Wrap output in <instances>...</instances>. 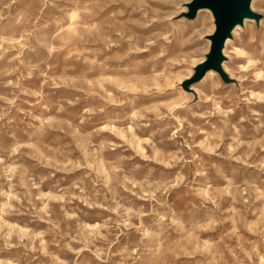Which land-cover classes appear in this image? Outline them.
Returning a JSON list of instances; mask_svg holds the SVG:
<instances>
[{
	"label": "rangeland",
	"instance_id": "rangeland-1",
	"mask_svg": "<svg viewBox=\"0 0 264 264\" xmlns=\"http://www.w3.org/2000/svg\"><path fill=\"white\" fill-rule=\"evenodd\" d=\"M201 1L0 0V264H264V0Z\"/></svg>",
	"mask_w": 264,
	"mask_h": 264
},
{
	"label": "water",
	"instance_id": "water-1",
	"mask_svg": "<svg viewBox=\"0 0 264 264\" xmlns=\"http://www.w3.org/2000/svg\"><path fill=\"white\" fill-rule=\"evenodd\" d=\"M248 0H202L201 6L211 7L220 14V30L217 35L218 40H225L231 28L237 23L239 18L249 13L247 9Z\"/></svg>",
	"mask_w": 264,
	"mask_h": 264
},
{
	"label": "bare ground",
	"instance_id": "bare-ground-1",
	"mask_svg": "<svg viewBox=\"0 0 264 264\" xmlns=\"http://www.w3.org/2000/svg\"><path fill=\"white\" fill-rule=\"evenodd\" d=\"M249 1L250 0H248V2H247V9H249ZM206 10H209V8H207ZM217 11V10H216ZM247 15H243V16H241L240 18H239V20L237 21V23H236V25L235 26H238V25H240L243 21L245 22V17H246ZM71 19H73V16H72V18ZM234 26V27H235ZM228 41H229V39H228ZM227 41V42H228Z\"/></svg>",
	"mask_w": 264,
	"mask_h": 264
}]
</instances>
